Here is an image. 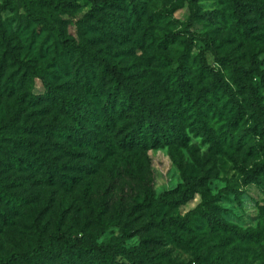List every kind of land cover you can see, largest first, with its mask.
Returning a JSON list of instances; mask_svg holds the SVG:
<instances>
[{"label": "trees", "instance_id": "1", "mask_svg": "<svg viewBox=\"0 0 264 264\" xmlns=\"http://www.w3.org/2000/svg\"><path fill=\"white\" fill-rule=\"evenodd\" d=\"M95 11H116L122 16L127 29L138 34V47H146L153 55H161L165 80L162 82L166 97L157 96L146 90L140 80L124 72L107 56L95 54L92 59L100 74L85 71L82 79L58 84L62 76L45 71L22 58L18 46L1 22L0 16V70L13 69L4 87L15 98L18 105H26L37 111L38 118L23 124L14 122L0 126V149L10 151L8 166L12 169L35 171L49 185H59L74 192L76 187L92 178L87 185L92 187L100 181L106 170L115 180L130 169L147 172L149 153L157 149L187 148L190 143L187 130L205 139L216 154L233 159L230 153L236 148L243 181L264 190V0H221L223 5L215 12H203L200 0H179L188 4L190 18L188 32L199 19L214 25H230L235 37L242 45L253 49L250 59L246 54H227L232 72L239 74L240 85L249 94L245 104L240 102L235 90L221 74L208 65L201 55L198 74L192 72L190 53L185 51L178 60L180 66L173 68L166 58L178 36L167 33L156 36L155 29L162 15L148 16L140 0H87ZM28 19L50 25L53 12H67L72 1L65 0H22ZM10 9L9 0L0 6L1 13ZM172 13V12H171ZM58 44L67 58L85 59L90 56L88 47L78 44L74 38L58 33ZM193 44V42L191 43ZM127 51V57H133ZM231 71L230 68H228ZM61 75L70 72L59 71ZM71 77V76H70ZM199 83L205 78L203 86ZM255 80H259L255 84ZM44 92L37 94V82ZM77 84L81 90L76 92ZM40 118V119H39ZM248 118L250 126H242ZM214 121L222 127L215 129ZM142 176H147L143 173ZM101 182V181H100ZM200 178H186L173 191L162 194L156 201L151 182L144 183V197L135 209L153 211L160 228L175 244L189 246L187 236L191 233L188 221L164 214V209H176L187 205L203 187ZM17 183L8 184L0 180V203L11 212L23 208L22 199L15 192ZM45 212L40 211L33 223L40 235L47 232ZM202 219L215 232L236 238L242 244L262 245L264 231L243 230L228 223L223 217L206 208ZM0 220L3 216L0 214ZM222 244L225 250L228 244ZM126 240L117 245L98 244L91 235L74 237L73 233L57 224L45 244L35 249L16 253L7 258L0 257V264H34L39 258L58 259L62 264H75L72 255L85 254L98 264H118L124 258L129 264H162L155 261L142 247H127ZM229 253V252H228ZM224 254L212 257L207 249H198V264H226Z\"/></svg>", "mask_w": 264, "mask_h": 264}, {"label": "rangeland", "instance_id": "2", "mask_svg": "<svg viewBox=\"0 0 264 264\" xmlns=\"http://www.w3.org/2000/svg\"><path fill=\"white\" fill-rule=\"evenodd\" d=\"M5 0H0V6ZM72 1L67 12H53L49 27L28 19L22 0H9L10 9L1 13V22L8 32L12 44L17 45L22 58L32 62L45 71L62 76L58 84L82 79L85 71L101 72L94 66L93 55L107 56L118 64L125 73L140 80L142 86L157 96L166 97L168 93L162 85L165 80V63L161 55L146 47H138V34L127 29L122 23V16L108 10L95 11L87 0ZM148 16L162 15L155 29L156 36L173 33L178 42L171 46L166 58L174 69L180 66L178 60L185 51L190 53L189 65L198 72L201 55L205 54L211 69L219 72L235 90L240 102L245 104L248 90L240 85L239 74L232 72V65L227 61V54H246L250 59L253 49L242 45L230 25H214L205 19H199L188 32L190 12L188 4L179 0H140ZM203 12H215L223 5L221 0H200ZM172 12V13H171ZM74 38L78 44L88 47L90 56L85 59L67 58L58 44V33ZM193 42V44H191ZM127 51H133V57H127ZM231 69V71L228 70ZM62 69L70 72L61 75ZM13 69L0 70V126L14 122L23 124L27 120L38 118L37 111L26 105H18L13 96L4 87L5 81L12 75ZM199 83V77L196 79ZM205 78L199 83L203 86ZM259 80H255L258 84ZM77 84L76 92L81 90ZM35 92L41 94L44 88L37 82ZM264 98V91L261 92ZM40 119V118H39ZM248 118L242 126L248 128ZM215 129L222 127L214 121ZM190 138L185 149L173 147L153 150L146 162L147 172L132 170L112 179L104 170L100 181L90 188L88 178L74 192L59 185H49L39 173L24 168L16 171L8 166L10 151L0 149V180L8 184L17 183L15 192L22 199L23 208L18 213L11 212L0 203V257L7 258L16 253L28 252L39 244L47 242L49 234L57 224L73 233L74 237L91 235L98 244L117 245L126 240L127 247H142L150 256L162 264H198V249H207L212 257L224 254L226 264H264V242L262 245L242 244L236 238L212 230L201 217V212L209 208L223 217L225 221L243 230L264 231V190L247 185L239 170L236 160L239 152L235 148L230 156L233 161L214 153L202 137L187 130ZM146 173L147 176H142ZM186 178H200L203 187L187 205L176 209H164L162 216L168 214L188 221L190 234L189 246L177 245L160 228L158 218L153 211L135 209L144 197L145 181L151 182L156 201L162 194L177 189ZM40 211L45 212L44 224L47 232L40 235L33 228L35 218ZM228 249L223 247V241ZM229 252V253H228ZM75 264H98V261L84 253L71 256ZM34 264H62L58 259L39 258ZM118 264H129L124 258H118Z\"/></svg>", "mask_w": 264, "mask_h": 264}]
</instances>
